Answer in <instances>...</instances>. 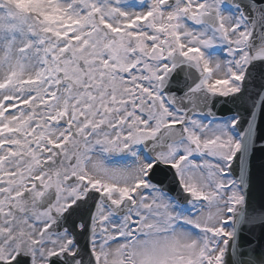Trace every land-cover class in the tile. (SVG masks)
I'll use <instances>...</instances> for the list:
<instances>
[{"label":"snow or ice","instance_id":"1","mask_svg":"<svg viewBox=\"0 0 264 264\" xmlns=\"http://www.w3.org/2000/svg\"><path fill=\"white\" fill-rule=\"evenodd\" d=\"M0 264H264V0H0Z\"/></svg>","mask_w":264,"mask_h":264},{"label":"water","instance_id":"2","mask_svg":"<svg viewBox=\"0 0 264 264\" xmlns=\"http://www.w3.org/2000/svg\"><path fill=\"white\" fill-rule=\"evenodd\" d=\"M256 163H257V168H259V163H260V161H259V157L257 158Z\"/></svg>","mask_w":264,"mask_h":264}]
</instances>
